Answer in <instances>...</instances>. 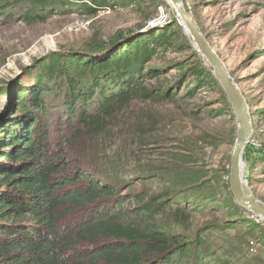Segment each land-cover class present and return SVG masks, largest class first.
Instances as JSON below:
<instances>
[{"label":"trees","instance_id":"trees-1","mask_svg":"<svg viewBox=\"0 0 264 264\" xmlns=\"http://www.w3.org/2000/svg\"><path fill=\"white\" fill-rule=\"evenodd\" d=\"M11 1L0 5V18L32 26L69 7L97 16L113 8L114 0ZM169 34L162 31L133 44L131 53L110 58L98 57L106 51L99 49L55 52L26 72L36 81L32 89L20 85L2 92L0 264H211L203 233L189 232L191 213L184 207L199 204L198 196L188 193L198 191L202 171L183 168L173 179L189 190L181 196L165 193L146 200L128 190L135 177L153 176L152 168L142 173L128 162L135 154L113 150L127 136L129 150L150 143L143 136L149 121L124 124L136 102L175 100L168 87L156 94L143 80L150 74L147 58L172 46ZM178 70L185 83L194 81L195 90L218 85L201 62ZM195 90H186L187 95ZM75 140L88 142V152L77 150ZM158 215H163L160 222ZM169 225L184 232H169Z\"/></svg>","mask_w":264,"mask_h":264},{"label":"rangeland","instance_id":"rangeland-1","mask_svg":"<svg viewBox=\"0 0 264 264\" xmlns=\"http://www.w3.org/2000/svg\"><path fill=\"white\" fill-rule=\"evenodd\" d=\"M6 1L12 2L0 0V5ZM182 1L214 52L227 65L231 79L249 106L253 127L244 150V181L264 203V0ZM111 5L113 8L97 16L69 7L46 23L32 26L17 19L9 22L0 18V110L6 105L2 92L20 85L32 89L36 81L26 72H33L40 61L55 52L92 54L117 41L97 55L110 58L121 52L131 53L133 44L162 31L169 34L175 30L168 35L172 46L161 47L157 56L147 58L150 74L146 73L143 79L144 86L156 94L162 86L168 87L175 100L162 104L136 102L123 118L124 124L137 119L149 121L143 136L150 143L129 150L132 139L127 136L119 139L113 149L126 148L123 155L126 151L135 154L129 157L130 164L136 163L142 173L150 168L154 172L151 177H135L137 182L128 193L142 194L146 200L165 193L181 196L189 190L175 186L174 180L183 168L201 170L205 179L194 195L188 193L198 196L199 204L184 207L191 213V236L203 233L205 237L203 244L211 255L206 262L219 264L217 261L222 259L230 264H264V223L237 207L229 188L238 126L220 84L216 80V87L195 90L192 79L186 83L180 79V67L188 69L198 62L206 65L168 0H114ZM153 72L158 77H153ZM186 90L195 91L188 96ZM74 142L77 150L88 152V142ZM162 217L158 215L157 221ZM168 231L184 232L181 227L170 225Z\"/></svg>","mask_w":264,"mask_h":264},{"label":"water","instance_id":"water-1","mask_svg":"<svg viewBox=\"0 0 264 264\" xmlns=\"http://www.w3.org/2000/svg\"><path fill=\"white\" fill-rule=\"evenodd\" d=\"M172 7L175 9L182 26H184L186 35L192 41L202 57L203 62L215 80L220 84L225 97L227 98L232 113L236 116L238 126L237 138L233 149V155L230 162V179L229 188L231 189L235 204L247 211L255 220L264 221V203L254 196L251 188L244 181V150L248 144L249 138L252 135V115L249 113V106L242 96L238 85L229 75V71L225 62L214 52L211 44L201 33L199 27L195 24L188 10L184 7L182 0H169ZM114 43H109L99 51H104L106 48L113 46ZM26 68H21L23 72ZM19 72V73H20Z\"/></svg>","mask_w":264,"mask_h":264},{"label":"bare ground","instance_id":"bare-ground-1","mask_svg":"<svg viewBox=\"0 0 264 264\" xmlns=\"http://www.w3.org/2000/svg\"><path fill=\"white\" fill-rule=\"evenodd\" d=\"M169 1V0H168ZM171 4V3H170ZM172 6V5H171ZM173 8V7H172ZM175 10V9H174ZM263 223H264V221H263Z\"/></svg>","mask_w":264,"mask_h":264}]
</instances>
